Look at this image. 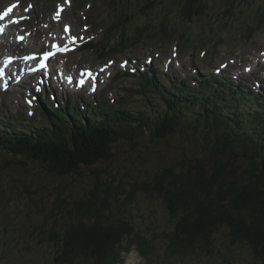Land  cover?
I'll return each instance as SVG.
<instances>
[{
	"label": "rangeland",
	"instance_id": "rangeland-1",
	"mask_svg": "<svg viewBox=\"0 0 264 264\" xmlns=\"http://www.w3.org/2000/svg\"><path fill=\"white\" fill-rule=\"evenodd\" d=\"M82 1L80 4L73 0L72 7L70 4L71 8L63 13L61 22L56 24L51 22V16L56 5L62 4L63 0H0V14L4 12L6 5L12 2H15V10H20L18 13L22 15L25 14L24 9H29V2L34 5L31 17L23 19L21 25L12 29L23 31L30 41L27 43L26 39L23 44H16L11 42L14 39L10 40L7 36L0 39V58L7 54H40L48 49L45 42H49L50 38L47 35L61 32L62 23H70L76 35L85 34L89 39L97 37L96 39L106 42L112 35L114 42L109 44L112 47L122 43L136 46L139 43L138 49L132 52L133 56L142 53V57L137 56V67L131 65L137 75H133L128 68L119 69L118 64L125 58L124 53L118 56L116 65L112 67L110 79L105 76L98 86L92 85L76 93L59 89L42 73L29 76L25 86L18 85L8 94L0 91V125L5 123L4 121L35 124L27 130L33 133L45 129L53 131L51 128L55 123H86L92 118L94 123L103 121L104 115L95 119L96 114L102 111L106 112L105 119L115 112L122 111L127 114L134 109L147 110L148 113L154 109V115L155 112L161 111L165 102L171 101L168 97L175 94L168 96L157 90L145 89L153 86L149 85L151 81L147 80V85L140 84L144 82L143 73L153 76L150 78L156 77L155 82L159 79L164 84L179 82L180 78L186 76L192 88L197 87L194 79L198 75L199 78L205 75L210 79H226L231 81L228 83L231 92L236 89L234 86H242L245 81L253 90L251 92L259 93L257 97L264 100V13L261 14L264 0H207L206 13L194 18L188 27L182 24L178 15L181 3L176 0H137L138 4L126 7L124 11L121 10L118 0ZM162 24L167 28L165 38L159 33ZM257 26L261 28L255 29ZM82 27L89 31L85 33ZM107 28L109 31L103 33ZM139 28L141 30H138ZM144 31H153L156 40L145 37ZM143 38L144 41L141 42ZM54 39L55 36L51 40ZM157 40L163 41L162 45H159ZM141 47H144V52ZM156 53L157 60L151 59L153 66H146V56L151 57ZM172 53H179L178 60L167 65L166 58H172ZM56 60L65 62V67L70 73L85 68L95 69L106 62L97 61V53L94 51L73 52L57 57ZM222 62L228 63V67L217 76L214 70L218 69ZM55 64L60 70L58 63ZM247 67L251 68L250 73L244 71ZM57 68L53 66V75L59 77ZM165 72L169 75L164 76ZM126 73L129 75L123 76ZM238 74L241 75L235 80ZM166 76L168 78L164 80ZM256 81L260 83L258 89L254 86ZM186 86L192 89L189 85ZM50 89H55V92L51 93ZM243 92L252 95L250 91L241 89L233 93H229V90L212 92L213 96L210 97L219 98L216 106L231 120L236 118L231 114L234 112L233 104L237 102L246 105L243 101L245 99H240ZM37 95L43 98L47 96V101L36 100ZM177 95L180 100L184 98L183 92ZM187 95L186 93L185 97ZM194 97L189 95V100ZM197 97L202 99L201 96ZM205 100L209 101L207 98ZM69 101L72 105L70 110L73 111L70 115L65 117L53 113L60 112ZM29 103L32 105L29 106ZM184 105L189 113L183 121H187L177 122L179 126L176 133L165 140L144 136L138 140L120 142L112 150L115 154L112 161L84 169L82 177L52 175L42 170L38 164L25 159L14 162L5 170L3 160L15 159L0 156V264H53L60 247L54 244L51 233L54 231L61 235L67 226L74 223L78 202H86L89 198L94 204L92 194L99 195L103 201L107 200L110 204V210L107 212L112 210L115 215H109L112 219H127L140 235L135 244L122 246L116 256L113 255V261L106 260L103 264H257L251 260V252L246 246H234L225 238L226 230L224 233L217 232L210 245L200 244L180 254L179 251L168 250L164 234L172 229L173 221L169 220L161 200L137 189L132 195V200L127 201L128 192L134 188V183L144 184L151 181L154 174L170 172L169 168L179 175L180 170H194V160L199 159L204 161L206 173L211 172V162L216 155L202 159L208 157V154L202 149L200 142L191 136V126H188L201 107L190 102ZM41 114H46L49 119H45ZM260 115L263 119L260 116L258 119L264 121V110ZM251 119L252 116L242 118L245 123ZM246 128L257 132L248 128V125ZM5 133L9 134V131L6 130ZM194 136L196 137L195 133ZM225 154L219 156L223 159L220 160L219 167L224 164H228V169L233 167L231 176L242 172L244 167L248 166L246 159L236 156V163L230 160V157L225 159ZM194 163L195 166H192ZM223 171L227 173L228 170ZM106 193L110 196H106ZM96 206L98 209L104 207L101 202ZM139 241L144 244L143 248L138 247ZM178 256V259L175 258ZM71 261L65 264L94 262L76 256Z\"/></svg>",
	"mask_w": 264,
	"mask_h": 264
},
{
	"label": "trees",
	"instance_id": "trees-1",
	"mask_svg": "<svg viewBox=\"0 0 264 264\" xmlns=\"http://www.w3.org/2000/svg\"><path fill=\"white\" fill-rule=\"evenodd\" d=\"M176 1L181 3L178 15L182 19V24H186L184 27H188L194 18L203 16L207 11V0ZM118 3L124 11L126 7L138 4V1L118 0ZM258 28L261 27L257 26L255 29ZM166 29L163 24L159 28V33L164 38ZM144 33L153 35V31ZM146 80L151 81L149 85L153 86L146 89L157 90L162 95H176L169 96L168 99L171 101L165 102L164 106H161V111L155 112L154 115L152 114L154 109L149 113L147 110L134 109L127 114L122 111L115 112L105 119L106 112L102 111L96 114L95 119L104 115L103 121L98 120L94 123L92 118L86 123L81 121L77 124L55 123L51 128L53 131L45 129L33 133L27 130L35 124L5 121L0 125L2 129L0 156L15 160H3V169H9L14 162L25 159L38 164L42 170L52 175L82 177L84 169L112 161L113 157L115 158L112 150L120 142L126 143L144 136L154 140H165L176 133L179 126L177 122L187 121L186 119L183 121L189 113L184 104L197 103L201 107L198 111L201 114L195 113L192 117L195 119L191 120L188 126H191V136L200 142L202 149L208 154V157L202 159L216 155L211 162V172L206 173L205 163L199 159L194 160L196 163L194 170H180L179 175L174 174L169 168L170 172L154 174L151 181L141 185L134 183L132 185L134 188L131 187L130 193L128 192L127 201L132 200L135 190L161 200L169 220L173 221L172 229L164 234L168 250L179 251L180 254L200 244L210 245L217 232L224 233L226 230L224 236L228 241L234 246H246L251 252V260L257 264H264V121L258 119L264 110V100L257 96L250 99L245 92L242 93L241 97H247L243 100L246 105L234 103V112L231 114L236 118L229 120V116L216 106L219 98L210 97L212 93L207 94L206 88L190 92L184 83H179L173 84L170 90L166 91L154 79L146 77ZM216 87L231 91L230 86L219 82ZM241 89L243 88L239 87L234 91ZM180 92L184 93L181 100L177 95ZM189 95L195 97L189 100ZM197 96H201L202 99L199 100ZM206 98L209 101L205 100ZM53 113L61 116L60 112ZM66 115L62 116L67 117ZM246 116H252L253 119L245 123L242 118ZM247 125L257 132L247 129ZM6 130L9 134L5 133ZM224 154L225 159L230 157L229 159L236 163V156L246 159L248 166L244 167L242 172L231 176L233 167L228 169V164L219 167L220 160H223L219 156ZM195 163L192 166H195ZM223 170L228 171L224 173ZM106 196L110 194L106 193ZM92 198L94 204L89 198L86 202L76 204L74 223L67 226L61 235L54 231L51 233L54 244L60 247L53 264L72 262L71 259L75 256L93 260V264H103L106 260L113 261V255L116 256L122 246L135 244L137 237L140 236L127 219L110 217L114 214L112 210L107 212L110 210L107 200L103 201L99 195L93 194ZM99 202L103 203L104 207L98 209L96 205ZM137 245L139 248L144 247L140 241ZM175 258L178 259L179 256Z\"/></svg>",
	"mask_w": 264,
	"mask_h": 264
},
{
	"label": "bare ground",
	"instance_id": "bare-ground-1",
	"mask_svg": "<svg viewBox=\"0 0 264 264\" xmlns=\"http://www.w3.org/2000/svg\"><path fill=\"white\" fill-rule=\"evenodd\" d=\"M89 22V21H88ZM164 26V25H163ZM86 27V26H85ZM53 29V28H52ZM6 38V35H3L2 37H0V39H5ZM9 38V37H8ZM30 41V38H28L27 39V41ZM28 41V42H29ZM52 40H50V42H51ZM50 42H48V41H46L45 42V44H47L48 45V50H51V45H50ZM201 48V47H200ZM36 54V53H35ZM7 58H9V59H13V56L11 55V54H8V56H7ZM18 58H16V60H17ZM38 59H39V57H38ZM21 60H23L22 58H21ZM52 60V59H51ZM59 64H61V69L64 71L65 69H66V67H65V65L62 63V62H60ZM146 64L149 66V67H152L153 66V62H152V60H150V59H148V60H146ZM49 68V66H47V69ZM68 72V71H67ZM172 86V85H171ZM59 88H61V86H59ZM62 89V88H61ZM117 95V94H116ZM13 98V97H12ZM104 99V98H103ZM31 118V117H30ZM5 122V121H4ZM27 127V126H26ZM28 128V127H27Z\"/></svg>",
	"mask_w": 264,
	"mask_h": 264
},
{
	"label": "snow or ice",
	"instance_id": "snow-or-ice-1",
	"mask_svg": "<svg viewBox=\"0 0 264 264\" xmlns=\"http://www.w3.org/2000/svg\"><path fill=\"white\" fill-rule=\"evenodd\" d=\"M66 30H67V26H66ZM47 55H50V53L49 54H46V57H47Z\"/></svg>",
	"mask_w": 264,
	"mask_h": 264
}]
</instances>
